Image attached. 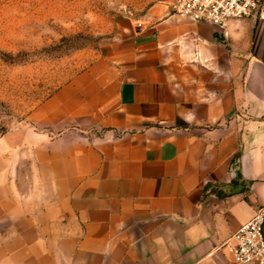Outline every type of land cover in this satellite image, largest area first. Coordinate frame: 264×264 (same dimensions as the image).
Segmentation results:
<instances>
[{
    "label": "crops",
    "instance_id": "0c3cea01",
    "mask_svg": "<svg viewBox=\"0 0 264 264\" xmlns=\"http://www.w3.org/2000/svg\"><path fill=\"white\" fill-rule=\"evenodd\" d=\"M170 1L51 99L74 89L75 124L0 136V264H239L228 240L264 206V6L223 33Z\"/></svg>",
    "mask_w": 264,
    "mask_h": 264
},
{
    "label": "rangeland",
    "instance_id": "374dc122",
    "mask_svg": "<svg viewBox=\"0 0 264 264\" xmlns=\"http://www.w3.org/2000/svg\"><path fill=\"white\" fill-rule=\"evenodd\" d=\"M155 2L0 0V136L18 127L59 132L75 124L74 89L51 99L89 72L111 37L139 25Z\"/></svg>",
    "mask_w": 264,
    "mask_h": 264
},
{
    "label": "built area",
    "instance_id": "2783aa9c",
    "mask_svg": "<svg viewBox=\"0 0 264 264\" xmlns=\"http://www.w3.org/2000/svg\"><path fill=\"white\" fill-rule=\"evenodd\" d=\"M264 0H172V10L189 19L225 33L230 21L256 14ZM233 260L239 264H264V206L257 208L227 243Z\"/></svg>",
    "mask_w": 264,
    "mask_h": 264
}]
</instances>
